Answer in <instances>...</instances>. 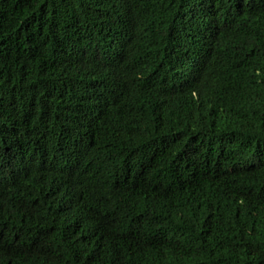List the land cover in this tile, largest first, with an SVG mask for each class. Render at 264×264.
Instances as JSON below:
<instances>
[{"label":"trees","instance_id":"trees-1","mask_svg":"<svg viewBox=\"0 0 264 264\" xmlns=\"http://www.w3.org/2000/svg\"><path fill=\"white\" fill-rule=\"evenodd\" d=\"M0 264H264V0H0Z\"/></svg>","mask_w":264,"mask_h":264}]
</instances>
